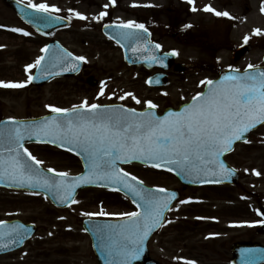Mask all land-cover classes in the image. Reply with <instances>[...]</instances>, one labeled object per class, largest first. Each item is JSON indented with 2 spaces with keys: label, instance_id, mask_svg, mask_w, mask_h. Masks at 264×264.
<instances>
[{
  "label": "rangeland",
  "instance_id": "rangeland-1",
  "mask_svg": "<svg viewBox=\"0 0 264 264\" xmlns=\"http://www.w3.org/2000/svg\"><path fill=\"white\" fill-rule=\"evenodd\" d=\"M30 2L58 8L57 13L71 15L74 25L70 29L56 31L51 37L31 34L33 43L29 44L27 38L18 40L10 34V29L16 27V18L0 1V26L5 25L9 30L8 33L0 32V81L25 83V87L19 89L0 88V120L50 113L46 105L71 109L84 100L89 105L122 102L138 108L146 107L144 102L150 100L161 112L168 106L177 107L189 101L203 90L204 85L200 82L217 76L222 68L231 64L239 69L264 64V12L261 10L264 0H194L193 4H189L188 0H136L141 3L147 17L160 10V14L153 15L154 21H158V38L164 50L175 51L177 62L186 66L183 73L172 69L169 73L170 84L162 88H152L147 84V79L155 71L126 64L118 45L107 41L99 33L90 36L81 29L82 23L76 21L80 19L77 15H80V9L84 8L78 0ZM205 6H211L214 10L206 12L203 10ZM193 7L197 11H192ZM167 9L176 14V20L169 29ZM91 11L97 14L94 8ZM252 11L260 16L259 27L252 26ZM215 12H227L229 16H217ZM257 29L261 34H255ZM20 30L24 28L20 27ZM245 34L249 36L245 37H248L247 43L252 49L234 61L233 53L245 43ZM51 38L60 40L72 52L84 57V71L78 76L59 78L39 87L27 83L34 69L26 72L25 67L41 56V49ZM90 76L100 84L89 85L87 78ZM102 88L103 95L100 94ZM127 93L133 94L141 103L137 104ZM122 96L124 99H120ZM28 149L43 161L45 168H52L54 172L78 174L83 170L77 157L55 147L29 144ZM227 159L240 170V185L238 183L235 188L204 187L195 190H198L199 197L203 196V200L209 199L210 203H205L207 205L217 204L219 199H223L222 195L230 192H237L238 195L243 191V195H246L244 229L247 237L252 231V220H255L247 206H255L258 201L264 203V126L252 134L247 144L239 145ZM124 169L147 185L182 190L181 183L169 172L136 164L124 166ZM76 201L68 208L59 209L42 194L0 188V219L18 218L38 226L34 239L17 254L1 258L0 264H95L97 258L91 238L83 227V220L90 217L83 213L103 211L108 215L91 218L109 219L121 217L120 214L124 212L138 211L130 200L109 189H83ZM152 249L162 257L160 259L164 264H175L176 204L169 213L168 221L154 237ZM10 258L16 260H8Z\"/></svg>",
  "mask_w": 264,
  "mask_h": 264
},
{
  "label": "snow or ice",
  "instance_id": "snow-or-ice-1",
  "mask_svg": "<svg viewBox=\"0 0 264 264\" xmlns=\"http://www.w3.org/2000/svg\"><path fill=\"white\" fill-rule=\"evenodd\" d=\"M188 3L193 4L194 0H188ZM30 7L38 13L48 14L41 18L44 23H55L62 19L52 15L59 12L58 8H50L43 3L30 4ZM203 10L213 11L210 6H205ZM261 10L264 12V7ZM192 11H197V8L193 7ZM215 14L229 16L227 12ZM77 15L80 19H86ZM105 15L106 12H101L100 18ZM118 27L147 31L144 25L134 21ZM10 31L29 35L28 32L16 28ZM255 34H261L260 30H255ZM119 35L125 40L140 38L138 33L132 31ZM247 40L248 37H245V43ZM41 52L47 54L49 48L46 46ZM84 59L82 56L73 57L67 51L53 52L51 55L37 57L33 64L25 67V71L38 69L41 77L45 73L56 75L52 69L60 67L75 71L78 65L69 67L71 61ZM46 60L48 66H42ZM34 78L29 75L27 83H31ZM200 83L207 86L206 92L193 96L192 101L181 111L168 112L162 116L153 111L157 105L150 100L144 102L145 111L118 105H89L84 100L79 105H73L71 109L46 105L57 115L45 117L38 123L12 121L13 127L5 125L0 129V181L9 186L44 189L58 202L68 206L69 201L72 204L78 202L74 194L82 184L111 186L114 191L123 190L143 211L121 213V217L127 218L124 224L94 225L93 231L101 235V243L108 255L119 258L115 264H132L138 258L142 251L141 246L148 236L163 226L161 221L165 211L171 210V202L176 199V194L168 193L163 188L155 191L144 188L143 181L123 171L119 165L140 161L152 168L166 167L168 171H172V166H175L178 174L196 179L209 175L228 176L232 172L221 157L236 141L244 139L247 142L245 134L258 124H264V71L251 74L245 72L243 75L225 76L219 81L206 80ZM23 87L25 83L0 81V88ZM100 94L103 95V88ZM126 95L132 96L137 104L141 103L133 94ZM33 137L38 143L66 146L69 151L77 150L82 153L87 171L78 176H69L64 172H55L54 177L45 175L37 167L43 161L32 155L23 143L26 138ZM47 172L52 173L54 169L48 168ZM157 193L166 194L160 196ZM260 214L257 210V215ZM83 215L92 217L108 214L101 211L85 212ZM105 233L107 243L104 242ZM26 236L27 231L23 226H13L6 233H0V239L7 241L0 244V247L7 248L10 244L20 243ZM109 264H114V261L110 260Z\"/></svg>",
  "mask_w": 264,
  "mask_h": 264
},
{
  "label": "flooded vegetation",
  "instance_id": "flooded-vegetation-1",
  "mask_svg": "<svg viewBox=\"0 0 264 264\" xmlns=\"http://www.w3.org/2000/svg\"><path fill=\"white\" fill-rule=\"evenodd\" d=\"M110 0H82L80 5L86 7L88 11L85 15L90 22L82 24V29L87 31L90 36L102 35L103 26L106 24L122 23L134 21L149 27L153 34L158 31V21H149L142 11L132 10L130 0H116L118 8L111 10L108 7ZM125 4V5H124ZM124 5V7H123ZM113 4L111 8H114ZM104 9L107 15L103 18H96L91 9ZM11 11L19 24L21 18L14 10ZM25 27L31 29L26 24ZM5 27H0V32H4ZM14 38L20 39V32L12 33ZM17 43V41L15 42ZM28 43H33L29 38ZM235 188V187H227ZM197 192L187 189L180 191V197L176 203V261L175 264H245L244 245L262 244L264 245V235L257 232L245 236L244 229V198L245 195L239 192H230L222 195L217 204L201 205L207 203L209 199H197ZM187 193L189 195H187ZM180 201H190L189 203H180ZM250 209V207H248ZM228 211V212H226ZM239 245V255L237 262L235 260L234 248ZM152 256L159 259L154 252ZM264 255H254L252 258H258L260 261ZM162 258V257H161ZM160 260V259H159ZM264 264V261L261 263Z\"/></svg>",
  "mask_w": 264,
  "mask_h": 264
},
{
  "label": "water",
  "instance_id": "water-1",
  "mask_svg": "<svg viewBox=\"0 0 264 264\" xmlns=\"http://www.w3.org/2000/svg\"><path fill=\"white\" fill-rule=\"evenodd\" d=\"M9 3L12 6H14L15 8L16 7L18 8V6L13 1H9ZM47 15H48L47 13H38L35 10H31L29 8L23 9V13H22V16L24 17V19H26L28 22H31V23L35 24L39 29L44 30V31L49 30V29H54V28H56V27L61 26V25L64 24L62 22V20L57 21L55 23H44V22H42V19L41 18L46 17ZM119 34L120 33H115L114 37L117 40H119L120 42H122V44L124 45V47L126 49V59L130 63L138 64V65L139 64H145V65H148L150 67L155 66V65H159V66H163V67L167 68L174 61V57L172 58V57H169V55L161 54L158 50L155 49V44L150 40V36L149 35H144V36L143 35H139L140 39L125 40V39H122ZM136 41H138V44L137 45L135 44ZM48 48H49V53H47V54L45 53L46 56L47 55H51V53H53V52L66 51L63 48H61L57 42H53ZM246 50H248V47H243L242 49H239L237 51V53H236L235 59H238L239 56L241 54H243ZM154 58H156V59H154ZM77 65H78V67L76 68L75 71L67 70V69H62L60 67H56L55 69H52V71H54V72L57 73L56 75H48L47 73H45L44 77H41L39 70H37V73L34 76L35 78L33 79V81L36 84H43V83L48 82L49 80L53 79L54 77L67 76V75H75L78 72H80V70L82 69V67H83L82 62L79 61V60H73V61H71V64L69 65V67H76ZM42 66H48L47 60L45 62H43V65ZM177 70L184 71V66H178L177 67ZM260 71H264V67L247 69L244 72H237V71H233L232 70V71H228V72L223 73L221 75V77L218 80H215V81H219L220 79H222L225 76L243 75V74H245V72L251 74V73H257V72H260ZM90 83L94 84V81L90 80ZM149 83L151 85H155V86L166 85L167 84V77H166V75L160 74V75H157V76L152 77L149 80ZM206 91H207V87H206ZM187 105L188 104L182 106L179 110H175V109L169 108V109L166 110V112H165L164 115H166L168 112H179L184 107H186ZM118 106H121L123 108H128V107H126L124 105H119L118 104ZM137 111H139V110H137ZM143 111H145V110H143ZM153 111H155L157 113V110L156 109H153ZM53 115H57V114H52V115H49V116H46V117H51ZM43 118H45V117H43ZM43 118L33 119V120H22L21 122L28 123V124L38 123ZM12 121H16V120H5V121L0 122V129H3L5 127V125H7L8 127H13ZM260 125H262V124H258L256 126V128H258ZM256 128H254V129H256ZM250 132H248V133L245 134V138L246 139L248 138V134ZM33 141H36L34 137L31 138V139H27L26 138L23 141L24 146H25V143L26 142H33ZM241 141H244V139H242ZM236 142H238V141H236ZM234 144L232 145V147H231V149L229 151L232 150ZM62 148L67 149L66 146L65 147H62ZM72 152L78 154L82 158V160L84 162V166H85V160H84L83 154L82 153H78L77 150H72ZM228 152H226V153H228ZM224 155L221 157L222 160H223ZM136 162H140V161H136ZM224 163H225V161H224ZM225 166L228 169H230V167L226 163H225ZM37 167H39L44 172L45 175H47L49 177H54L55 176V173H49V172H47L40 165H38ZM119 167L121 168L120 165H119ZM162 168L167 169L166 167H162ZM172 168H173L172 172H174L175 174H177L181 178V180L183 182L188 183V184L217 183V182H206V181H216V180H219L220 181L218 183L232 182V180H233V183H234V182H236V179H237V175L233 179H231L229 177L228 180L225 178V176L224 177H212L210 175L209 176H206V177H203L202 176L200 179H196L194 177H190V176H185V175L178 174V171L175 168V166H172ZM86 171H87V169L85 167V172ZM84 173H82V174H84ZM232 173H234V171H232ZM56 179H59V177H56ZM0 185L7 186V187H13V188H20V189H32V188H28V187H18L16 185L9 186L7 183H5L3 181H0ZM87 186H101V185H96V184H82L80 187H78L76 189V192H75L74 195L76 196L77 192L80 189H82L84 187H87ZM103 187H106V186H103ZM107 187L112 188L111 186H107ZM143 187L144 188H147L149 190H153V191H155L156 189H158V188H149V187L145 186L144 184H143ZM33 190H38V191L44 192L46 195H48L59 206H66L65 204H62V203L58 202L52 196L51 193L46 192L44 189H33ZM120 191H123V190H120ZM167 192L168 193H175L176 194V191H168L167 190ZM165 194L166 193H157V195H160V196H163ZM175 200H173L171 202V205L173 204V202ZM69 203H70V201H69ZM142 211L143 210L141 209V212ZM167 211L168 210L165 211V214H166ZM165 214H164V217H165ZM126 220L127 219L116 220V221H92V220H87L85 222V227L92 234L93 241H94V248H95V251H96V253L98 255V258L100 260V264H109V261L110 260H113L114 261V264H115V262H118L119 258L118 257L117 258H113V257H111V256L108 255L107 250L105 249V247L101 243V239H102L101 238V235L100 234H97V233H95L93 231V226L94 225H119V224H124L126 222ZM162 221H161V223H162ZM17 225L23 226V229H25L27 231L26 238L23 239L20 243L10 244L7 248L0 247V254L21 247L23 245V243L28 239V237H30L34 233V231H35V227L34 226H26V225H22L21 223L11 222V223H2V224H0V233H6L13 226H17ZM151 234L144 241L143 245L141 246L142 247V251L140 252L138 258H136V259H134L132 261V264H135L137 262H141V264H147V262L149 261L146 245H147V241L150 238ZM6 242H7L6 240L0 239V244L6 243ZM104 242L107 243V233L104 234Z\"/></svg>",
  "mask_w": 264,
  "mask_h": 264
},
{
  "label": "bare ground",
  "instance_id": "bare-ground-1",
  "mask_svg": "<svg viewBox=\"0 0 264 264\" xmlns=\"http://www.w3.org/2000/svg\"><path fill=\"white\" fill-rule=\"evenodd\" d=\"M254 2H256V0H254ZM251 18L254 20L252 21V26L255 28V27H259L261 25V19H260V16L259 14L256 12V11H252L251 13ZM242 36V35H241ZM240 36V37H241ZM244 36V35H243Z\"/></svg>",
  "mask_w": 264,
  "mask_h": 264
}]
</instances>
